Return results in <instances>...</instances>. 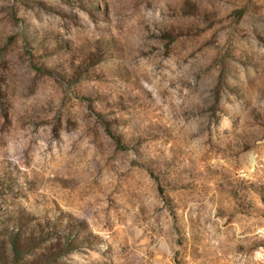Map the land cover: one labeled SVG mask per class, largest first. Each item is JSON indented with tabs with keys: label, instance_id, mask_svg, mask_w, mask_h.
<instances>
[{
	"label": "rangeland",
	"instance_id": "374dc122",
	"mask_svg": "<svg viewBox=\"0 0 264 264\" xmlns=\"http://www.w3.org/2000/svg\"><path fill=\"white\" fill-rule=\"evenodd\" d=\"M0 264H264V0H0Z\"/></svg>",
	"mask_w": 264,
	"mask_h": 264
}]
</instances>
